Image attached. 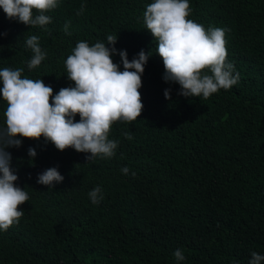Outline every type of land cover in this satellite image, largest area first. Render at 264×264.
<instances>
[{
    "label": "trees",
    "instance_id": "obj_1",
    "mask_svg": "<svg viewBox=\"0 0 264 264\" xmlns=\"http://www.w3.org/2000/svg\"><path fill=\"white\" fill-rule=\"evenodd\" d=\"M153 2L58 0L44 13L51 22L35 27L0 7V70L22 68V78L43 79L54 95L75 86L66 60L80 41L107 46L109 35L117 37L112 59L121 71L120 51L130 61L148 54L144 108L136 121L111 126L114 156L89 161L90 153L60 151L43 137L18 136L21 146L6 149L29 200L19 206V224L0 230V264H249L252 252L264 255V0H189L188 19L226 29V62L239 73L237 84L208 99L180 95L178 83L163 79L143 16ZM32 35L46 53L34 69ZM6 109L0 93V129ZM53 167L63 181L38 183ZM96 187L98 204L88 195Z\"/></svg>",
    "mask_w": 264,
    "mask_h": 264
},
{
    "label": "clouds",
    "instance_id": "obj_2",
    "mask_svg": "<svg viewBox=\"0 0 264 264\" xmlns=\"http://www.w3.org/2000/svg\"><path fill=\"white\" fill-rule=\"evenodd\" d=\"M57 6L58 0H0V7L10 19L31 27L49 24L51 17L44 13ZM34 10L39 14H34ZM190 14L189 0H154L143 16L146 29L158 41L156 51L165 68L163 79L178 83L180 95L208 99L220 89L228 90L237 84L239 73L233 75L234 66L226 62V29H205L188 19ZM68 27L66 23L64 30L71 35ZM117 39L109 35L107 46L102 42L94 46L78 42L66 60L67 77L75 86L61 88L55 95L43 79L22 78V68L0 70L3 85L0 93L7 102L6 127L0 129V230L7 231L19 224L24 214L19 206L29 200L27 191L16 186L18 175L11 167V153L6 150L21 146L18 136L36 140L43 137L60 151L73 148L90 153L89 161L96 157L111 158L118 147L117 141L109 139L113 123H131L141 116L144 105L139 90L148 54L141 51L130 61L127 51H120L124 68L121 71L112 59L117 52ZM108 45L113 47L110 49ZM26 46L33 52L28 67L37 68L46 58L39 38L28 37ZM165 97L171 98L170 89L165 90ZM77 115L79 122L75 120ZM128 139L132 137L129 135ZM28 154L35 158L37 152L29 148ZM122 172L127 175L129 169L124 167ZM63 179L53 167L39 174L37 182L50 188ZM88 195L95 204L103 199L100 187ZM174 256L177 261L185 259L179 249ZM249 264H264V255L252 252Z\"/></svg>",
    "mask_w": 264,
    "mask_h": 264
}]
</instances>
